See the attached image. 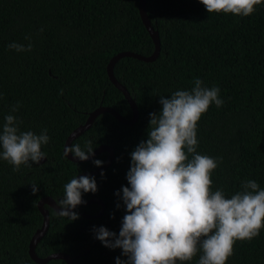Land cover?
<instances>
[{"label":"trees","instance_id":"16d2710c","mask_svg":"<svg viewBox=\"0 0 264 264\" xmlns=\"http://www.w3.org/2000/svg\"><path fill=\"white\" fill-rule=\"evenodd\" d=\"M138 5L139 0H0V126L13 114L22 121L21 131L39 135L47 129L50 137L41 147L46 154L42 164L14 171L0 159V264H36L28 245L42 224L38 201L50 197L58 205L65 184L98 168L94 160H106L108 154L102 153L84 163L69 161L63 154L68 135L98 107L132 117L106 67L121 52L153 54ZM145 12L158 33L157 58L145 63L126 57L113 67L114 78L137 106L136 123L121 125L104 113L71 143L84 148L91 140L94 150L113 148L111 166L94 177L97 191L82 193L84 202L101 200L104 213L84 219L81 214L96 215L100 207L81 204L74 210L79 219L71 221L45 207L50 222L35 248L39 258L63 253L73 264H116L117 258L126 264L122 250L104 247L94 229L105 227L119 235L130 154L148 138L150 113L161 111L160 96L190 91L197 78L205 87H218L224 101L219 108L211 104L197 126V154L219 161L210 190L222 189L230 198L248 180L264 189V3L249 17L209 14L199 0H145ZM13 42L25 47L30 42L32 50H10ZM17 103L18 111L10 113ZM201 254L177 264H198ZM226 264H264V228L250 241H236Z\"/></svg>","mask_w":264,"mask_h":264},{"label":"clouds","instance_id":"9594fccd","mask_svg":"<svg viewBox=\"0 0 264 264\" xmlns=\"http://www.w3.org/2000/svg\"><path fill=\"white\" fill-rule=\"evenodd\" d=\"M199 3L209 14L249 17L264 0ZM25 39L30 41L31 37ZM8 48L30 52L32 44L25 47L13 42ZM219 93L218 87H205L197 78L190 91L160 96L161 111L150 113L148 138L130 154L131 166L126 175L130 187L121 190L126 214L119 235L105 227L94 229L104 247L122 250L126 264H177L191 261L198 252L202 253L198 264H226L236 241H250L264 228V189L248 180L230 198H225L222 189L211 191V174L219 161L196 152L198 122L211 104L223 106ZM19 107V103L11 106L10 113ZM21 123L15 115L8 114L0 126V159L12 165L14 171L22 165L39 164L46 157L41 147L50 139L47 129L37 135L21 131ZM69 154L87 161L94 155L92 141H86L84 148L78 143L65 146V157ZM93 163L97 167L102 164L100 160ZM32 191L35 194L38 186L33 184ZM96 191L94 177L73 178L64 185L57 215L71 221L79 219L73 210L84 203L82 193ZM116 195L121 196V192ZM116 264L125 262L117 258Z\"/></svg>","mask_w":264,"mask_h":264},{"label":"water","instance_id":"95a60500","mask_svg":"<svg viewBox=\"0 0 264 264\" xmlns=\"http://www.w3.org/2000/svg\"><path fill=\"white\" fill-rule=\"evenodd\" d=\"M138 10H139V15H140L141 21H142L145 29L147 30V32H148V34H149V36H150V38L154 44L153 54L148 56V57H144V56L137 55V54L131 53V52H121V53H118L117 55H115L114 57H112L110 59V61L108 62L107 67H106V73H107L109 81L112 83V85L117 90H119L122 93V95L126 99L128 105L130 106V109L132 111V117L130 119H124L116 111H114L111 108L98 107L97 109H95L93 112H91L88 115V117H87V119L83 125L77 127L75 130H73L68 135V137L65 141L64 147H63V154H64L65 146H71L72 141L74 139H76L77 137H79L80 135H82L85 131L89 130L91 125L93 124L94 120L101 114L107 113V114L113 116L121 125L130 126V125H133L134 123H136V121L138 119L137 106L135 105L134 101L131 99V97H130L129 93L127 92V90L125 89V87H123L114 78L113 67L117 63V61H119L122 58H126V57L127 58H133V59H136L138 61L149 63V62L154 61L159 54L158 33H157V31L153 30V28L150 24V21L146 15L145 0H139ZM102 153H107L108 156H107L106 160L102 163L101 166H99L98 168H96L92 171H86V172L80 173L79 175L76 176V178L78 179L80 176L95 177V176L101 174L102 172H104L107 168H109L111 166V164L114 160V151H113L112 147L100 146L94 150V155H92L87 161H80V160L74 158L71 154H69L67 157V159L69 161L74 162V163H84V162H88V161L92 160L94 157H96ZM45 160H46V158L41 160L39 164L44 163ZM82 204H86V205L96 204L100 207V210L98 211V213L96 215L91 216V215L81 214V217L84 219H97V218L101 217L102 214L104 213V204L98 198H91ZM45 207L50 208L56 214L59 211L58 205L50 197H43L38 201L37 209L42 216V224H41V227L34 233V235L32 236V238L29 242V245H28L29 257L36 264H46L47 262H49L51 260H62L65 262V264H73L72 259L68 255L63 254V253H53V254L48 255L47 257H44V258L37 257V255L35 253V248H36L37 244L41 241V239L44 237V235L46 234V232L48 230L49 222H50L49 213Z\"/></svg>","mask_w":264,"mask_h":264}]
</instances>
